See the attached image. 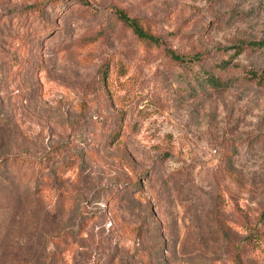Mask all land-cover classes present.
I'll return each instance as SVG.
<instances>
[{
    "label": "rangeland",
    "instance_id": "374dc122",
    "mask_svg": "<svg viewBox=\"0 0 264 264\" xmlns=\"http://www.w3.org/2000/svg\"><path fill=\"white\" fill-rule=\"evenodd\" d=\"M260 39L264 0H0V160L45 178L0 161V264H264Z\"/></svg>",
    "mask_w": 264,
    "mask_h": 264
},
{
    "label": "trees",
    "instance_id": "16d2710c",
    "mask_svg": "<svg viewBox=\"0 0 264 264\" xmlns=\"http://www.w3.org/2000/svg\"><path fill=\"white\" fill-rule=\"evenodd\" d=\"M50 3L58 4L59 0H50ZM35 5L36 4H33L32 8L38 11L39 8H37ZM117 16H118V19L132 31L135 37H137L140 40L149 42L153 45H160L161 41L159 37L154 36L151 33L144 30L140 26V24L137 22L136 19L128 17L126 14H124L121 11H117ZM235 48H236L235 53L240 52L246 48L252 49V50H258V49L264 48V39L255 40V41H241L236 45ZM165 55L172 61L179 62V63L195 62L200 59L199 56L194 55V54L190 56L179 55L171 49H165ZM232 66L229 65L227 61H221V62L215 63L213 65V68L217 69L218 71L223 72ZM244 75L248 77L249 79L254 80L257 83H260V84L264 83V73L249 69V70L244 71ZM202 83L216 90H221L225 88L226 86L225 81H222L218 76H214L212 72L210 71L204 72ZM62 148L63 147L60 145H56V144L53 145L51 154H55L56 152L61 151ZM9 157L11 156H3V159H6L7 161H12L13 160L11 159L12 157L11 158ZM3 159L1 160L3 161ZM41 161L42 159H39V161L34 162V161H29V160H24L22 158H18L11 162L12 165L16 164L18 166L17 169L15 170L16 178H18L19 180H24L26 185H29V187L34 190L32 192L39 193L40 191H37V190L40 186V183H42V180L43 181L45 180V178L43 179L42 175L38 173L39 172L38 169L40 168L42 164ZM258 221L261 222V224H263L264 226V208L262 209V211L260 212L258 216ZM61 235L62 236H60L57 239V241L64 244L70 240L69 238L70 235H68L67 233H62Z\"/></svg>",
    "mask_w": 264,
    "mask_h": 264
}]
</instances>
